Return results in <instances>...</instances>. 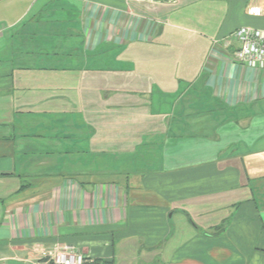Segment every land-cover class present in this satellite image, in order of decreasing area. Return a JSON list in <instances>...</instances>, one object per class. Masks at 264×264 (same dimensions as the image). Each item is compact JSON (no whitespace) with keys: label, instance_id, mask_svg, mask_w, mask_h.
<instances>
[{"label":"crops","instance_id":"obj_1","mask_svg":"<svg viewBox=\"0 0 264 264\" xmlns=\"http://www.w3.org/2000/svg\"><path fill=\"white\" fill-rule=\"evenodd\" d=\"M264 0H0V264H264Z\"/></svg>","mask_w":264,"mask_h":264},{"label":"built area","instance_id":"obj_2","mask_svg":"<svg viewBox=\"0 0 264 264\" xmlns=\"http://www.w3.org/2000/svg\"><path fill=\"white\" fill-rule=\"evenodd\" d=\"M252 15L264 14V9L250 8ZM228 46L235 47L236 62L250 68L264 69V31L242 27L232 33ZM48 264H90L94 260L71 246H59L46 254Z\"/></svg>","mask_w":264,"mask_h":264},{"label":"rangeland","instance_id":"obj_3","mask_svg":"<svg viewBox=\"0 0 264 264\" xmlns=\"http://www.w3.org/2000/svg\"><path fill=\"white\" fill-rule=\"evenodd\" d=\"M68 246H71L72 248H74V249L78 250L79 252L83 253V252H82L77 246H75V245H68Z\"/></svg>","mask_w":264,"mask_h":264},{"label":"trees","instance_id":"obj_4","mask_svg":"<svg viewBox=\"0 0 264 264\" xmlns=\"http://www.w3.org/2000/svg\"><path fill=\"white\" fill-rule=\"evenodd\" d=\"M49 264H52V263H49Z\"/></svg>","mask_w":264,"mask_h":264}]
</instances>
